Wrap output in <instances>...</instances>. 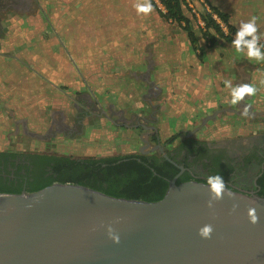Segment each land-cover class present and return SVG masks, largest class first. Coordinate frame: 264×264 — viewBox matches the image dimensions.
I'll return each mask as SVG.
<instances>
[{
    "label": "crops",
    "instance_id": "obj_1",
    "mask_svg": "<svg viewBox=\"0 0 264 264\" xmlns=\"http://www.w3.org/2000/svg\"><path fill=\"white\" fill-rule=\"evenodd\" d=\"M203 1L210 11L207 8L204 10L211 16L215 15L212 18L221 31L232 39L241 23L256 16L259 41L264 43V0ZM137 2L143 0H0L1 127H5L6 121L11 122L16 130L14 134L19 133L20 125L25 128L26 121L15 119L17 116L14 112L18 110L13 108L21 104L20 100L26 95L24 89L32 91L34 94L29 93L31 95L41 94L47 88L43 75L54 78L60 73L74 74V64L90 63L91 53L98 54L99 62L105 63L109 57L116 64H131L127 74L143 84L145 91L142 95L153 97L143 100L145 102L140 111L110 109L116 121L112 120L117 122L112 123L114 127L125 122L155 128L151 124L156 121L154 112L159 109L155 100L164 88L154 79V75H163L164 79L172 81L171 75H176L177 69L183 75L188 73L189 78L185 82L194 80V96L200 99V106L205 109L213 106L211 114H204L201 118L200 128L222 115L242 119L244 126L247 122H251L249 127L264 126V62L250 61L243 53L237 54L232 41L211 28L203 29L193 20L191 22L192 15L185 6V11L191 17L186 23H177L154 6L151 13L138 14L135 8ZM151 3L153 5L152 0ZM212 8L223 14L228 25L236 32H230ZM15 16L19 18L16 20L13 18ZM32 19L34 39L26 40L24 44L29 50L22 57L15 47L20 35H17L18 40L12 33L8 34V27L24 25L27 28L32 25ZM12 20L16 23H12ZM195 24L204 35L195 31ZM12 42L14 52L11 54L8 51L7 54L5 48L10 50ZM123 53L127 54L126 57H123ZM27 64L30 75L24 74ZM77 74L82 75V72ZM222 81H231L233 86L251 83L257 91L251 97L246 95L237 105H232L230 89L226 85L222 87ZM224 90L222 95L228 98L227 107H218L216 105L222 96L219 93ZM245 105H248V114L242 115ZM91 117L100 120L103 115L99 113ZM254 122L255 125L252 124ZM100 126L103 128V125Z\"/></svg>",
    "mask_w": 264,
    "mask_h": 264
},
{
    "label": "water",
    "instance_id": "obj_2",
    "mask_svg": "<svg viewBox=\"0 0 264 264\" xmlns=\"http://www.w3.org/2000/svg\"><path fill=\"white\" fill-rule=\"evenodd\" d=\"M228 189L211 208L207 180L175 177L155 201L58 181L0 192V264H264V197Z\"/></svg>",
    "mask_w": 264,
    "mask_h": 264
},
{
    "label": "rangeland",
    "instance_id": "obj_3",
    "mask_svg": "<svg viewBox=\"0 0 264 264\" xmlns=\"http://www.w3.org/2000/svg\"><path fill=\"white\" fill-rule=\"evenodd\" d=\"M195 4L200 13L204 11L205 8L201 3L196 1ZM153 6L158 10L154 2ZM185 7L184 11L187 8ZM185 13L187 17L190 16L188 12L185 11ZM13 18L17 20L19 17L15 16ZM192 20L191 17L190 21L192 22ZM12 23L16 22L12 20ZM31 23L32 25H28L27 28L24 25H20L19 28L18 26H7L8 34L12 33L13 37L20 35V40L17 37L19 43L15 44V47L18 48L17 52H21L22 57L26 50H29L24 43L26 40L34 39V33L32 32L34 19ZM194 29L198 34L204 35L196 27V24ZM259 43L261 42L259 41ZM5 49L7 54L8 51L13 54V42L10 50L9 48ZM30 50L32 51L33 48ZM200 52L201 50L198 51V53ZM123 55V57H126L127 54L123 53ZM90 58V63L74 64L75 72L72 71L74 74L65 75L60 73L54 78H50V75H43V82L47 88H44L41 94L31 95L29 93H32V91L24 89L26 95L24 94L23 99L20 100L21 104L13 109L18 110L14 112L17 116L15 119L26 121L24 123L25 128L20 125L19 133L17 131L14 134L16 130L11 122L6 121L5 127H1L0 124V150L20 152L41 149L71 157H97L137 152L139 147L142 150L152 147L155 139L151 136L153 135L151 132H149V136L146 135L147 133L143 134L144 139L148 140V145L144 146L138 138L140 129L114 127L111 121L105 120L104 117L100 120L99 118L93 119L91 117L93 115L88 119L84 118V121L82 111L86 109L95 113L103 110L110 115L111 119L115 120L114 113L110 109L124 108L129 111H140L142 105H144L143 102H145L143 100L153 99V97L142 95L145 91L143 84L127 74L128 67L131 64H116L109 57L106 58L105 63L99 62L98 54L93 55L92 53ZM26 66L24 74H29L28 64ZM119 67H121V70ZM179 70H176L178 72L176 75H171L172 81L164 79L163 75H154V79L164 88V91L156 97L155 103L159 109L154 112L156 121L151 124L154 125L161 143H164L166 148L177 144L183 136L190 133L196 139L210 141L241 136L250 131V128L244 126L242 119H234L229 115H222L213 121L206 122L200 128L201 118L204 117V114H211L213 106H208L207 109L200 106V99L198 100L194 96V80L192 79L193 82H191L190 79L185 82L186 78H189L188 73L185 72L183 75L179 73ZM79 71L82 72V75L77 74ZM67 72H70V70ZM224 82L222 81V87L225 86ZM224 93L225 90L219 94ZM227 101L228 98L222 95L216 106L227 107ZM60 113L63 114V121L67 125L78 124L80 135H75L71 139L56 135L51 141L42 144L38 139H33L28 133H25L26 129L31 131L40 129L42 122L45 125L47 122L55 124L60 119ZM78 119L79 122H77ZM100 125H103V128ZM261 127L264 128L262 124ZM110 134H116L115 138H112ZM170 135H174V140L171 143L165 142Z\"/></svg>",
    "mask_w": 264,
    "mask_h": 264
},
{
    "label": "flooded vegetation",
    "instance_id": "obj_4",
    "mask_svg": "<svg viewBox=\"0 0 264 264\" xmlns=\"http://www.w3.org/2000/svg\"><path fill=\"white\" fill-rule=\"evenodd\" d=\"M82 113L83 117L101 113L111 123H117L109 118L103 110L95 113L86 109ZM59 115L60 119L55 124L47 122L45 125L42 122L40 129L32 131L26 129L25 133H28L33 139H38L42 144L51 141L56 135L71 139L75 135L81 134L78 124L67 125L63 121V114ZM79 121L78 119L77 122ZM250 123L247 122L245 125L250 128V131L245 135L209 141L196 139L190 133L183 136L177 144L170 148H166L164 143H161L155 128L125 122L119 123L121 124L119 128L140 129L138 138L144 146L148 145V140L144 139L143 134L147 133L146 135L149 136V132H151L153 134L151 136L155 139L154 144L151 148L144 150L139 147L138 152L150 156H161L163 159L157 161L159 164L164 161L171 163L178 169L172 177H175V180L187 174L190 179L203 181L216 171L227 172L228 178L225 182L229 187L239 192L264 197V128L255 125V122L252 123L255 126L249 127ZM157 144L161 146L162 150ZM57 156L61 155L41 149L20 152L0 150V192L16 188H19L20 191L27 190L29 184L53 175L55 160L52 159Z\"/></svg>",
    "mask_w": 264,
    "mask_h": 264
},
{
    "label": "trees",
    "instance_id": "obj_5",
    "mask_svg": "<svg viewBox=\"0 0 264 264\" xmlns=\"http://www.w3.org/2000/svg\"><path fill=\"white\" fill-rule=\"evenodd\" d=\"M167 18L177 23L188 21L184 13L183 0H165ZM214 13L227 25L230 32H236L228 25L225 17L217 9L212 8ZM201 16L205 21L206 29H213L220 36L232 41L230 35L224 34L211 13L202 11ZM174 135H170L165 142L171 143ZM161 156L128 152L125 154L106 156L71 157L61 155L54 157V174L29 184L26 191L40 189L52 182H71L86 185L100 190L112 196L155 201L160 199L169 184V180L177 173L178 169L171 163L157 161ZM221 174L225 181L227 172L216 171ZM190 179L187 174L176 179V183ZM206 180V179H205ZM203 180V181H205ZM6 192H20L19 188L1 190ZM263 194V192H262Z\"/></svg>",
    "mask_w": 264,
    "mask_h": 264
},
{
    "label": "clouds",
    "instance_id": "obj_6",
    "mask_svg": "<svg viewBox=\"0 0 264 264\" xmlns=\"http://www.w3.org/2000/svg\"><path fill=\"white\" fill-rule=\"evenodd\" d=\"M135 8L138 14L147 15L153 11L151 0L137 2ZM256 20L257 17L252 16L247 22L240 24L235 33V38L232 40V45L237 54L243 53L250 61L264 62V44L259 43L260 37L257 33ZM224 83L230 89V103L232 105H237L246 95L251 97L257 91L256 86L251 83H245L238 86H233L231 81H225ZM247 114L248 105H245L242 115ZM207 187L210 193V200L207 202V206L210 208L212 207V201H218L225 195L228 197L232 196L224 177L219 173L207 177ZM233 207L235 208V205H233ZM248 217L251 223L257 222L258 216L255 207H250L248 209ZM197 232L202 239H207L213 232V225L204 224L198 228ZM107 234L113 243L119 242V235L115 233L111 227L108 228Z\"/></svg>",
    "mask_w": 264,
    "mask_h": 264
},
{
    "label": "built area",
    "instance_id": "obj_7",
    "mask_svg": "<svg viewBox=\"0 0 264 264\" xmlns=\"http://www.w3.org/2000/svg\"><path fill=\"white\" fill-rule=\"evenodd\" d=\"M155 3V6L157 7V9L162 12V13H166L167 9L165 7L164 1L165 0H152ZM198 2L202 4L203 8H207V11H210V9L206 6L205 2L203 0H183V2L185 3L187 9L190 11L191 15H192V19L199 25L201 26L203 29L205 28V21L203 20L200 10L196 7L195 2ZM213 17H215V15H212ZM261 44V43H260Z\"/></svg>",
    "mask_w": 264,
    "mask_h": 264
}]
</instances>
